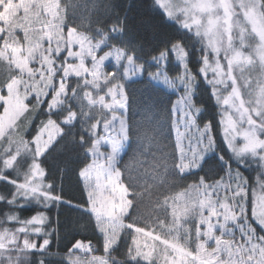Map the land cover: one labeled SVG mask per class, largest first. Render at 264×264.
<instances>
[{
	"label": "snow or ice",
	"instance_id": "1",
	"mask_svg": "<svg viewBox=\"0 0 264 264\" xmlns=\"http://www.w3.org/2000/svg\"><path fill=\"white\" fill-rule=\"evenodd\" d=\"M66 207L55 264H264V0H0V264Z\"/></svg>",
	"mask_w": 264,
	"mask_h": 264
},
{
	"label": "trees",
	"instance_id": "2",
	"mask_svg": "<svg viewBox=\"0 0 264 264\" xmlns=\"http://www.w3.org/2000/svg\"><path fill=\"white\" fill-rule=\"evenodd\" d=\"M80 2H82V0H80ZM80 11L82 12L84 10L81 9ZM129 118L132 120H139L140 116L136 114V110H133L129 113ZM64 195L66 199H71L74 203L79 199V188L76 184L75 176L71 172L64 177ZM24 215L28 214L25 213ZM79 219L80 217L78 213L71 208L66 207L60 209V220L63 225L60 232V239L59 241L55 238L53 239V243L51 245V255L46 257V259L53 261V264H55V262L63 256L65 252V245L71 241L72 235L75 234L73 229L81 233L76 236L77 239H82L85 235H90V230L88 233H84L81 229H79L78 225L75 224V222ZM99 254L101 253H97V255Z\"/></svg>",
	"mask_w": 264,
	"mask_h": 264
}]
</instances>
